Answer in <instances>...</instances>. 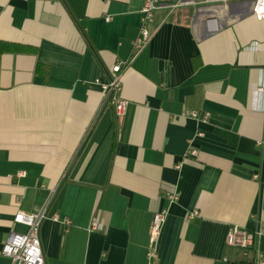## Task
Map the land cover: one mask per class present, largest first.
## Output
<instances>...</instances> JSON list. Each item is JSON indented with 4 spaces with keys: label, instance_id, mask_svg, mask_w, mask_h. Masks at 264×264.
<instances>
[{
    "label": "crops",
    "instance_id": "crops-1",
    "mask_svg": "<svg viewBox=\"0 0 264 264\" xmlns=\"http://www.w3.org/2000/svg\"><path fill=\"white\" fill-rule=\"evenodd\" d=\"M142 2L0 0V248L55 189L46 264H253L225 238L244 228L264 256V18L248 0L161 8L135 52ZM118 61L121 116L96 82Z\"/></svg>",
    "mask_w": 264,
    "mask_h": 264
},
{
    "label": "built area",
    "instance_id": "built-area-1",
    "mask_svg": "<svg viewBox=\"0 0 264 264\" xmlns=\"http://www.w3.org/2000/svg\"><path fill=\"white\" fill-rule=\"evenodd\" d=\"M230 0H143L140 8V25L139 32L136 38L133 40V51L140 50L150 38L149 24L153 20L154 12L161 8L175 9L184 5H197V9H204V3H216L221 7L227 8ZM249 9L251 13L257 19L264 18V0H248ZM208 15L205 17L206 23L210 25L212 29H217L219 24L215 17L216 10H208ZM126 61L115 62L110 70L108 79L104 82L96 79V82L100 84L103 93V105L113 104L115 114L121 116L125 113L127 107V101L121 96V73L123 66L126 65ZM190 115L201 120H206L205 115H200L196 111H191ZM189 153L195 154V149L189 150ZM55 193V189L51 190L50 197L47 199L45 205L39 212L26 213L22 210H18L14 216L13 221L24 224L27 227L25 232L11 231L5 238L1 248L0 255L6 256L10 259V264H46L44 255L42 252L40 242V226L44 219L48 217V208L51 201V197ZM169 200L177 199V194H168ZM197 214L196 210H193L188 214V217H192ZM166 210H160L153 214L149 233V256L154 254L153 243L157 240L163 222L165 220ZM51 218L59 220L68 227L70 220L66 216L59 218L58 214H53ZM92 229L100 228L97 222H92ZM226 243L234 246L242 251L244 256H251V262L253 264H264V256L262 253L253 247L250 234L237 225L231 226L226 234Z\"/></svg>",
    "mask_w": 264,
    "mask_h": 264
}]
</instances>
